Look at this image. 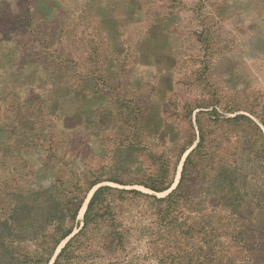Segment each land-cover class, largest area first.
Segmentation results:
<instances>
[{
	"label": "rangeland",
	"instance_id": "1",
	"mask_svg": "<svg viewBox=\"0 0 264 264\" xmlns=\"http://www.w3.org/2000/svg\"><path fill=\"white\" fill-rule=\"evenodd\" d=\"M194 104L227 118L264 104V0H0V246H46L50 228L39 212L26 221L12 214L13 223L3 220L6 207L47 187V197L66 206L77 193L55 180L71 171L165 198L181 167L164 194L114 182H143L156 139L174 136L171 124L184 129ZM127 199L112 229L130 245L84 238V262L264 264L263 215L254 223L230 217L229 231L211 242L190 230L169 232L165 204ZM200 203L180 222L217 220L211 200ZM107 225L98 220L97 233Z\"/></svg>",
	"mask_w": 264,
	"mask_h": 264
},
{
	"label": "trees",
	"instance_id": "2",
	"mask_svg": "<svg viewBox=\"0 0 264 264\" xmlns=\"http://www.w3.org/2000/svg\"><path fill=\"white\" fill-rule=\"evenodd\" d=\"M189 107L190 116L184 129L171 124L167 128L172 127L174 136L165 137L163 141L156 139V150L149 151L147 155L150 165L145 180L133 184L114 182L121 186L137 185L154 194H164L174 187L181 167L177 187L165 198L137 190L103 186L107 180L96 177L95 172L81 175L71 171L67 173L69 175L62 174L55 181L62 185L70 184L71 191L77 193L66 206L55 197H47L50 193L48 187L41 189L39 197L23 201L16 199L7 204L6 209L11 214L3 220L23 215L21 220L26 221L33 213L39 212L50 232L46 236V246H0V264H89L84 262L89 248L79 246L87 243L82 241L87 237L100 236L102 246L130 245L120 230L112 229V226H118V202L129 200V197L165 204L160 212L163 213L165 228L169 225V232L184 234L190 230L198 235L205 234L211 242L219 238L221 229L223 233L229 231L233 225L230 222L232 216L240 217L245 223H254L257 215L264 217V104L249 105L246 110L248 115L240 114L239 109H232L228 112L234 115L231 118L221 114L216 106L194 104ZM157 150L162 151L158 153ZM91 192L83 226L80 227L78 217ZM204 199L211 200L216 206L217 220L203 216L194 219L191 226L180 222L186 215L184 209L195 210L194 206L199 207ZM105 218L111 225H107V229L99 235L96 230L98 220ZM26 225L24 222L23 227ZM15 226L20 228L21 224ZM260 226L264 228V222ZM76 230H79L77 234ZM69 238L56 256L61 243Z\"/></svg>",
	"mask_w": 264,
	"mask_h": 264
}]
</instances>
